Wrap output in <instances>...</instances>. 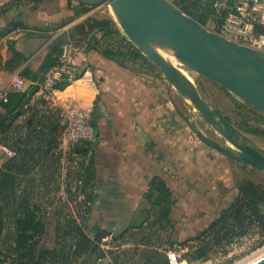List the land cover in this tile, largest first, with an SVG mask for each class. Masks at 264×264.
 Instances as JSON below:
<instances>
[{
	"label": "trees",
	"instance_id": "16d2710c",
	"mask_svg": "<svg viewBox=\"0 0 264 264\" xmlns=\"http://www.w3.org/2000/svg\"><path fill=\"white\" fill-rule=\"evenodd\" d=\"M174 3L204 25L212 22L219 27L233 5L232 0L222 7L215 6V0H177ZM79 5L83 11L89 8L84 3ZM94 29L104 31L106 45L90 38V46L122 66L134 68L140 60L149 63V72L155 71L156 66L128 38L115 41L117 30L112 28L111 20L91 19L89 32ZM68 39L64 34L54 39L38 70L27 66L22 75L32 81L43 79L44 73L59 62L62 44ZM8 53L5 67L10 70L20 66L26 58L13 41L9 43ZM67 84L58 86L64 88ZM38 90L39 86L32 84L26 90L14 89L7 99L0 100V142L17 151L0 169V264H168L166 252L176 245L194 241L186 259L204 260L226 251L228 244L249 232L264 235V187L248 179L237 183L238 196L218 218L181 243L172 239L174 222L170 212L174 200L161 177L151 180L150 190L145 194L151 208L141 209L142 215L126 228L111 231L100 222L91 223L96 199L89 195L97 178L95 140H81L72 146L64 185L59 139L64 127L62 115L60 110L50 107L45 98L36 96ZM239 125L250 133L260 131L246 120ZM64 191L79 200L77 213L70 209ZM2 194L16 200L14 228L8 231ZM106 244L108 247L104 246ZM105 258L110 261L106 263Z\"/></svg>",
	"mask_w": 264,
	"mask_h": 264
},
{
	"label": "crops",
	"instance_id": "0c3cea01",
	"mask_svg": "<svg viewBox=\"0 0 264 264\" xmlns=\"http://www.w3.org/2000/svg\"><path fill=\"white\" fill-rule=\"evenodd\" d=\"M46 1L9 0L0 14V86L8 92L28 89L32 80L23 70L30 66L37 71L50 43L61 34L75 40L80 76L58 91V101L93 108L94 202L101 224L120 231L138 219L141 209L151 208L145 197L151 180L161 177L174 200L172 239L181 243L206 229L238 196L234 160L195 136L174 87L162 74L149 72V63L122 66L89 45L90 38L106 45L103 30L89 32L98 7L86 4L89 8L83 11L76 1L55 0L50 7ZM231 7L229 13L235 12ZM252 30L258 34L262 28ZM10 41L26 55L14 70L5 67ZM87 69L91 73L83 75Z\"/></svg>",
	"mask_w": 264,
	"mask_h": 264
},
{
	"label": "water",
	"instance_id": "95a60500",
	"mask_svg": "<svg viewBox=\"0 0 264 264\" xmlns=\"http://www.w3.org/2000/svg\"><path fill=\"white\" fill-rule=\"evenodd\" d=\"M72 1L88 5L107 1L126 37L181 95L187 109L185 117L198 138L230 159L264 170V148L227 119L196 81L169 57L171 54L186 67L217 81L264 112V49L210 29L171 0ZM196 111L230 144H222L206 132ZM249 264H264V255Z\"/></svg>",
	"mask_w": 264,
	"mask_h": 264
},
{
	"label": "rangeland",
	"instance_id": "374dc122",
	"mask_svg": "<svg viewBox=\"0 0 264 264\" xmlns=\"http://www.w3.org/2000/svg\"><path fill=\"white\" fill-rule=\"evenodd\" d=\"M51 1V2H50ZM48 5L55 6L53 4L55 0H50ZM173 2H177V0H171ZM45 2H47L45 0ZM97 8V13H95L97 19H109L111 20L112 28L117 30V33L115 34V41H118L119 39H122L123 37H126V34L119 24V21L116 17V14L114 13L111 5L107 1H103L101 3H97L93 5ZM207 26L212 30H218L220 27L215 23H207ZM77 40H81V38L77 37ZM129 40V39H128ZM261 49H264L262 47ZM170 59L180 67L185 73L190 75L194 81L201 87V89L204 91V93L210 98V100L217 106L221 112H223L226 116H228L233 123H235L238 127H240L245 133H247L250 138L255 141L257 144H259L261 147L264 148V112L260 109L250 105L249 103L245 102L243 99L235 95L234 93L230 92L226 88H224L220 83H218L215 80H212L210 78H207L205 76L200 75L196 71L186 67L184 64H182L178 59H176L174 56L169 55ZM143 69V68H142ZM155 71L159 74H162V71L156 66ZM174 95L176 98L177 104L184 110L186 109L185 103L182 100L181 95L178 93V91L174 88ZM43 97V96H42ZM39 98V97H38ZM44 98V97H43ZM48 105L51 104L47 100ZM53 107V106H52ZM185 111V110H184ZM197 119L200 123V125L204 128L206 132H208L210 135H212L214 138H216L218 141H220L222 144H230L229 141L219 132H217L205 119L204 117L196 111ZM62 125L65 126V118L62 115ZM246 120L248 121V125L258 127L260 129L257 133H250L247 132L244 127H241L239 124L241 121ZM202 122V123H201ZM64 127L61 128L59 132V136L61 137L62 131ZM196 137L197 134L193 132ZM60 139V138H59ZM204 143V142H203ZM60 144L62 145V142L60 141ZM205 144V143H204ZM210 147V146H209ZM72 148V147H71ZM71 148L68 149V147L63 146V156H62V175L61 180L64 185L66 183L64 182L66 179V169L70 163V155L69 152ZM62 149V148H61ZM234 163L235 167V179L236 183H239L243 180H253L256 183L261 184L264 187V170L255 168L252 166H249L247 164L238 162L236 160L232 161ZM34 171V170H33ZM63 191L61 190V193ZM97 190H91L89 191V195L94 196L96 195ZM65 197H67L68 204L70 206V209L77 213V209L79 207V200L73 199L65 193ZM2 199L4 203V218H5V227L6 230H12L14 228V209L16 206V200L8 195V194H2ZM82 199H84V196H82ZM57 202L55 203V205ZM97 213H100L97 211V204L95 202L93 203V217L91 219V223L96 222H102L99 217H97ZM105 247H108L106 244ZM264 248V235L258 234L257 231L255 232H249L246 235L239 237L235 239L234 242L228 244L225 249L226 251H220L218 254L213 255L212 257L204 260H192L189 261V264H243L242 261L244 260V264H249L252 261L262 257L264 255L263 249ZM263 249V250H262ZM262 250V253L258 251ZM257 252V255L256 253ZM188 250L185 252H182V258H188L187 257ZM260 253V254H258ZM254 254L256 255L254 257ZM254 257H252V256ZM248 258H253L249 262L247 261ZM249 260V259H248ZM247 262V263H245ZM183 264H187L186 262Z\"/></svg>",
	"mask_w": 264,
	"mask_h": 264
},
{
	"label": "built area",
	"instance_id": "2783aa9c",
	"mask_svg": "<svg viewBox=\"0 0 264 264\" xmlns=\"http://www.w3.org/2000/svg\"><path fill=\"white\" fill-rule=\"evenodd\" d=\"M8 1L0 0V14ZM227 1L216 0L214 5L221 7L226 5ZM232 6L235 12L228 14L217 32L240 43L258 48L264 47V0H239ZM255 26H261L262 31L258 34L255 33L252 30V27ZM78 51L79 44L75 40H66L61 47L59 62L44 73L43 79L30 83V86L37 84L39 86L38 93L49 101L50 107L53 106L60 110L61 115L65 118V126L60 137L61 150H63V146L69 149L81 140L94 141L96 138L95 128L91 122L92 107L78 108L72 104L61 106L58 101V91L61 89L58 85L60 83L70 84L80 76L75 64ZM90 73L91 70L87 69L83 75ZM15 89L21 90L20 87H15ZM8 93L0 86V100L7 99ZM16 154L17 151L13 147L0 142V169L4 168L5 164ZM191 244H195V242L191 241L188 245H176L168 249V264H183L185 262L189 264L186 258H182V252L189 251Z\"/></svg>",
	"mask_w": 264,
	"mask_h": 264
},
{
	"label": "bare ground",
	"instance_id": "6f19581e",
	"mask_svg": "<svg viewBox=\"0 0 264 264\" xmlns=\"http://www.w3.org/2000/svg\"><path fill=\"white\" fill-rule=\"evenodd\" d=\"M166 55H167V53H166ZM170 55H171V54H170ZM171 56H172V55H171ZM263 249H264V248H263ZM263 249H262V250H263ZM262 250H261V251L259 250L258 252L262 253ZM263 252H264V250H263ZM255 253H256V255H257V252H255ZM260 253H258V254H260ZM256 255L254 254V257H255ZM251 256H252V255H251ZM252 257H253V256H252ZM254 257H253V258H254ZM253 258H251V259H253ZM248 259H249V260H248ZM248 259H247V261L249 262L251 259H250V258H248ZM242 263L244 264V260L242 261ZM245 263H247V262H245Z\"/></svg>",
	"mask_w": 264,
	"mask_h": 264
}]
</instances>
